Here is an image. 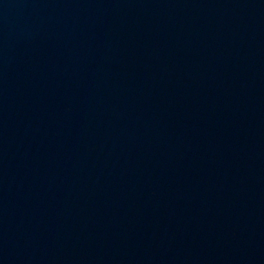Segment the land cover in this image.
<instances>
[{"label": "water", "instance_id": "95a60500", "mask_svg": "<svg viewBox=\"0 0 264 264\" xmlns=\"http://www.w3.org/2000/svg\"><path fill=\"white\" fill-rule=\"evenodd\" d=\"M0 264H264V0H0Z\"/></svg>", "mask_w": 264, "mask_h": 264}]
</instances>
